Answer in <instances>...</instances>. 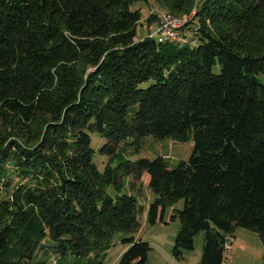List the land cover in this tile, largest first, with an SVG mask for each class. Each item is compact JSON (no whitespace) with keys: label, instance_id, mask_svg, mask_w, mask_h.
I'll use <instances>...</instances> for the list:
<instances>
[{"label":"trees","instance_id":"obj_1","mask_svg":"<svg viewBox=\"0 0 264 264\" xmlns=\"http://www.w3.org/2000/svg\"><path fill=\"white\" fill-rule=\"evenodd\" d=\"M143 1L0 0V264H102L118 234L168 207L176 258L200 232L198 264H227L239 227L264 243V0H157L174 13L198 2L191 42L137 38ZM147 136L193 152L112 165ZM123 166L147 176L151 202L125 189ZM122 240L118 264H147L149 241Z\"/></svg>","mask_w":264,"mask_h":264},{"label":"rangeland","instance_id":"obj_2","mask_svg":"<svg viewBox=\"0 0 264 264\" xmlns=\"http://www.w3.org/2000/svg\"><path fill=\"white\" fill-rule=\"evenodd\" d=\"M197 6L198 2H196L195 5L192 6L188 11L174 13L161 5V3L157 0H148L146 2H138L132 5V9H141L142 18L137 26V38H142L148 35L153 36V33H155L157 30L156 23L159 20L160 16L166 15V17H169L170 21L185 23L184 31L186 32V36L189 42L195 40V33H193L192 31L193 27L190 26V22H193L198 12ZM179 34L184 37V32L182 30L178 31V35ZM167 39H173V37H162L159 40L164 41ZM215 69L216 71L219 70L218 67H216ZM150 83V81L145 82L142 86L147 87L150 85ZM91 138L92 146L96 150L94 161L99 169L103 171L107 162L110 160V156L105 153H100L99 149L105 144L106 139L95 132L91 133ZM123 147H125L122 153L123 157L121 159H119V157L115 158L113 160L114 162L112 163L113 166L118 165L120 161L126 159L135 160L142 155L149 158L164 156L172 166H176L181 160H187L191 156L193 152V141L190 140L187 142H174L171 138L160 139L154 136H147L144 140L141 141L138 148H136L137 142ZM124 166L122 167L121 171L117 172L118 176H120L119 181L123 182L125 189H133V192L138 195L139 201L143 205L151 202V200L154 199L155 195L148 186L147 176L145 174H143L142 176H137L135 173L129 172ZM184 203V199H180L175 204V207H177L178 209H182L184 207ZM170 215L171 209L170 207H168L166 210L165 220L163 222H158L156 225H151L147 221V219L144 218V215H142V223L139 230L131 233H123V236H121V234H118L114 240V244L109 249L106 257L103 259L102 264H118L121 255L129 248V244L124 243L122 240V238L125 236H134L136 239L149 241L152 248L149 253L147 264H198L203 252L204 232H200L196 235L195 246L193 250H184L182 258H176L173 255V247L175 245L176 235L180 229L181 224L179 218L171 220ZM238 229L246 231L248 230L242 227H239ZM253 234V236H256V240L260 243V237L256 235L257 233L254 232ZM249 236H252V234H248L246 236H243L241 234V239L238 243V246L243 243L245 247L249 248L248 251L250 250L249 243L253 244V241H251V237ZM255 246L260 248L259 244ZM259 251V255L258 252H255L253 249L251 251V261L255 264H260V262L263 261L264 252L263 254H260L262 250ZM226 254L229 255V252ZM233 254L234 250L232 256L236 260V256ZM52 256L53 257L50 259L49 264H60L57 261V255L54 254ZM237 261L238 260H236V262ZM232 264L234 263L232 262Z\"/></svg>","mask_w":264,"mask_h":264},{"label":"crops","instance_id":"obj_3","mask_svg":"<svg viewBox=\"0 0 264 264\" xmlns=\"http://www.w3.org/2000/svg\"><path fill=\"white\" fill-rule=\"evenodd\" d=\"M143 215H144V218L147 219V212L146 211L144 212ZM248 231H250V232H248ZM247 233L248 234H252V236H249V237H251V241H253V244L249 243V246H250V250L249 251H248L249 248L245 247V245L243 243H241L238 246V243L240 242V239H241V234L243 236H246V235H248ZM253 233L254 232L251 231V230H247L246 231V230H239L237 228V230L235 231V235L233 237V240H232L231 250L229 252V257L231 258V260L227 264H232V262L234 264H255V263H253L251 261V254H252L251 251L253 249L255 252H258V255H259V252H260L259 250H262L260 254H263V252H264V243H263L261 238H260V243H259L256 240V236H253L254 235ZM256 235H258V234H256ZM258 244L260 245V248L255 246V245H258ZM254 246H255V249H254ZM233 250H234V254L233 255L236 256V260H238L237 262H236L235 258L232 256ZM261 259H262V257H261ZM260 264H263V261H261Z\"/></svg>","mask_w":264,"mask_h":264},{"label":"built area","instance_id":"obj_4","mask_svg":"<svg viewBox=\"0 0 264 264\" xmlns=\"http://www.w3.org/2000/svg\"><path fill=\"white\" fill-rule=\"evenodd\" d=\"M156 24H157V30L153 34H158V36L160 37H173L175 39H178V31L184 30L185 27V23H177L170 21L169 17L163 15L160 16ZM231 246H232V241H225L224 248H227L228 252H230ZM227 260L230 261L231 258L228 257Z\"/></svg>","mask_w":264,"mask_h":264},{"label":"bare ground","instance_id":"obj_5","mask_svg":"<svg viewBox=\"0 0 264 264\" xmlns=\"http://www.w3.org/2000/svg\"><path fill=\"white\" fill-rule=\"evenodd\" d=\"M165 16H166V15H165ZM171 17H172V16H171ZM175 20H176V19H175ZM175 20H174V21H175ZM179 35H180V34H179ZM179 35H178V39L184 38L183 36H181V35L179 36ZM164 38H165V37H164ZM173 39H175V38H173ZM184 39H185V38H184ZM184 39H183V40H184ZM228 241H231V238H229ZM226 250H227V248H226ZM227 251H228V250H227Z\"/></svg>","mask_w":264,"mask_h":264}]
</instances>
